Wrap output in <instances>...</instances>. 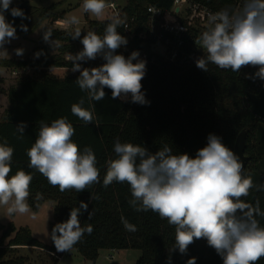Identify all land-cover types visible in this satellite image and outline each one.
Masks as SVG:
<instances>
[{
  "label": "trees",
  "instance_id": "trees-1",
  "mask_svg": "<svg viewBox=\"0 0 264 264\" xmlns=\"http://www.w3.org/2000/svg\"><path fill=\"white\" fill-rule=\"evenodd\" d=\"M193 1L217 11L224 8L234 10L236 6L235 0ZM173 3L174 0H124L122 20L130 22L132 31L139 34L146 29L149 6L168 11ZM10 7L21 8L28 17L22 20L13 18L10 12L5 13L9 22L14 21L17 35L27 37L44 22H48L49 25L43 31L51 29L53 41L58 42V53L52 56L48 54V48L42 46L34 49V52L42 53L39 58L0 60V67L28 71L21 75L16 87L6 90L0 86V93L7 96L9 103L1 115L0 144L6 143L14 149L10 175L19 169L33 175L28 198L30 208L38 212L47 201L54 204L51 232L55 224L69 218L71 209L79 207L80 201L87 203L88 210L82 211L79 219L82 226L91 224L93 231L91 234L86 233L72 249H76L92 264H96L102 250L130 249L141 251L136 264H169V257L170 264H187L192 257L196 258V264H223L222 258L208 246L206 239L195 240L189 245L186 254H180L178 249L170 253L169 249L175 240L174 226L154 212L135 211L128 203L131 199L129 185L113 182L105 188L103 178L107 170L106 161L115 158L113 145L117 138L122 143L143 145L152 153L167 144L174 154L187 153L194 157L198 149L206 146L210 133L221 137L222 142L233 152L239 137L244 135L245 153L250 158L244 175H251L259 169L260 162L264 164V149L258 150L257 147L264 142V120L250 110L248 84L234 72L221 70L211 63L205 72L196 65L191 67L182 61L170 62L158 55L147 66L146 75L141 81L142 91L150 104L131 103L130 96L127 101L112 99L111 90L107 88L104 99L89 102L87 94L76 83L80 73L71 71L73 64L66 58V54L83 49L77 46L81 44L80 39H72L69 34L71 31L53 27L56 21L64 18V15L53 12L58 5L37 10L27 2L13 0ZM108 22L110 19L91 21L90 31L102 35ZM22 23L28 26L27 32L20 29ZM127 46L132 51H139L142 47L150 52L151 48L150 42L138 40L137 36ZM117 52L125 57L130 55L125 46ZM104 62L98 56L81 65L91 68ZM58 69L66 70L61 75L56 73ZM82 97L85 99L84 107L91 110L96 118L94 123L85 124L71 113L72 104L78 103ZM60 117H67L74 126L75 135L72 139L81 150L90 146L97 157L100 183L82 192H61L58 186H51L38 171L28 168L26 150L35 142L40 121L50 124ZM21 122L27 124L23 138H20L16 129ZM258 173L260 176L257 178L251 175L254 184H264V171ZM38 195L42 198L37 199ZM91 196L98 198L91 199ZM248 198L242 199L252 205L259 200L260 208L264 211V191L253 188ZM89 212H92L90 219ZM121 216L136 225L137 231H126ZM257 219L264 226V217L258 216ZM0 233V264H27V258H10L11 252L18 248H39L54 255L67 252H57L51 239L49 244L41 243L29 227L17 228L13 223L7 226L0 223ZM256 264H264V257Z\"/></svg>",
  "mask_w": 264,
  "mask_h": 264
},
{
  "label": "clouds",
  "instance_id": "clouds-1",
  "mask_svg": "<svg viewBox=\"0 0 264 264\" xmlns=\"http://www.w3.org/2000/svg\"><path fill=\"white\" fill-rule=\"evenodd\" d=\"M13 0H0V51L18 39L14 21L9 22L5 13L22 20L28 17L19 7H10ZM108 7L106 0H82L83 12L102 20ZM72 29V39H80L83 49L68 55L72 72H79L76 83L87 94L89 102L105 98V88L111 90L112 99L128 100L139 105H148L142 91L141 81L146 75V60L140 59L139 51L127 57L117 50L128 44L118 28L124 21L117 15L107 23L102 35L87 31L81 38L80 19L73 15L62 22ZM209 27L198 38L203 55L196 60V67L207 72L211 63L223 70L239 72L243 67L257 68L246 78L264 81V0H240L239 7L221 9L208 15ZM20 29L28 31L21 24ZM45 43L58 46L52 39L51 29L43 31ZM17 56L24 49H15ZM41 52L35 53L39 58ZM102 57L105 61L98 67H82L80 62ZM135 61V62H134ZM82 97L71 106V113L85 124L95 121L91 110L84 107ZM98 126V125H96ZM27 124L17 125L23 138ZM75 128L67 117H60L50 124L40 121L38 135L26 154L28 168L35 169L48 183L65 192L77 193L100 183L97 157L90 146L82 150L73 141ZM114 159L106 161L107 170L103 187L113 182L128 184L131 199L129 205L137 212H154L174 226L175 240L169 252L178 249L186 254L195 240L206 239L222 258L223 264H256L264 257V226L257 217L264 211L257 200L255 205L246 203L250 190L264 191V184L256 185L251 175L243 174L244 164L216 134H209L206 146L197 150L194 157L187 153H173L165 144L155 153L145 146L131 142L122 143L117 138L113 145ZM14 149L0 144V206L6 216L27 215L31 212L28 198L33 175L19 169L10 175ZM39 195L37 199H41ZM98 198V197H92ZM88 210V204L79 202V207L70 211L69 218L54 225L49 234L57 252L71 251L83 236L91 234L93 226H82L80 215ZM92 212H89V219ZM35 220V213L30 217ZM121 223L128 232L137 231V226L121 216ZM169 257V264H170ZM187 264H196L192 257Z\"/></svg>",
  "mask_w": 264,
  "mask_h": 264
},
{
  "label": "rangeland",
  "instance_id": "rangeland-1",
  "mask_svg": "<svg viewBox=\"0 0 264 264\" xmlns=\"http://www.w3.org/2000/svg\"><path fill=\"white\" fill-rule=\"evenodd\" d=\"M16 2H27L33 8L47 9L53 5H58L53 12L54 14H62L64 18H60L53 24V27L58 30H68L72 31V29H66L63 27V24H58L57 22H63L70 16H77L80 19V24L78 27L82 29L81 36L85 35L87 31H90L91 21H104L107 20L108 14L105 12V16L102 20L97 19L89 13L83 12L81 8L82 0H15ZM117 2L119 4H124V0H106V3ZM60 4V5H59ZM49 23H43L35 32L29 34L27 37H22L21 35H17L18 39L12 40L11 43L6 44L4 48L7 52L0 51V60L2 59H25L35 57L34 49L36 47L46 46L48 48L49 55H55L58 53V46L54 44L52 47L50 44L45 43L42 38V31L44 27L48 26ZM56 42V41H54ZM78 47L82 44H78ZM22 48L24 49V54L22 56H17L15 54V49ZM80 51V48L75 53L66 54V58L68 59V55H75ZM64 70V69H62ZM13 71L10 68L0 67V79L5 78L8 80V77L16 76L17 79L21 77L23 72H20L17 75L13 74ZM65 71L56 70V73L63 75ZM10 87V86H9ZM8 87V88H9ZM6 102V99L0 98V105ZM263 128V127H262ZM258 150L264 149V142H261L257 145ZM259 169L252 172V176L257 178L260 176L258 171H264V164L260 162L258 164ZM248 200V197H245ZM245 200V201H246ZM35 213L36 219L32 220L31 214ZM54 220V212H53V203L47 201L42 208L38 212H34L31 209V212L27 215H16V216H6L5 208L0 206V223L7 226L10 223H13L17 228L20 227H29L32 230L33 236L39 240L41 243L49 244L50 243V223ZM1 237V233H0ZM10 258L15 257H24L28 259L27 264H92L90 261L86 260L76 249H71V251L66 252L62 259L56 262L57 258L52 254H49L47 251H42L39 248H18L15 249L10 254ZM113 256V257H112ZM141 257V251L136 249L130 250H102L100 252V256L96 262V264H136L137 261Z\"/></svg>",
  "mask_w": 264,
  "mask_h": 264
},
{
  "label": "built area",
  "instance_id": "built-area-1",
  "mask_svg": "<svg viewBox=\"0 0 264 264\" xmlns=\"http://www.w3.org/2000/svg\"><path fill=\"white\" fill-rule=\"evenodd\" d=\"M235 2L236 9L239 7L240 0H235ZM122 8L123 4L110 2L105 11L108 14V19L111 20L113 16L117 15L122 19ZM215 12L217 10L193 0H174L173 7L168 11H163L155 6L147 8L148 22L143 32L135 34L131 29L130 22L125 21L118 28V31L127 38L128 43L133 41L134 36H137L138 40L150 42V52L142 47L139 48L140 59L147 62L146 68L157 59L158 55L170 62L182 61L186 66L192 67L196 65V60L203 55V50L200 49L197 42L198 38L209 27L208 15ZM57 23L63 24L62 22ZM188 41L190 42L189 46ZM125 49L129 54L133 52L128 49L127 45ZM86 62L88 61L80 63L84 64ZM255 71H257V68L246 66L239 72H234L242 81L248 84V99L249 95L259 94L264 87V81L246 78L248 74H254ZM21 72L25 73L26 71ZM21 72L13 71V74L17 75ZM52 255L54 254L52 253ZM54 256L59 260L63 257V255Z\"/></svg>",
  "mask_w": 264,
  "mask_h": 264
},
{
  "label": "water",
  "instance_id": "water-1",
  "mask_svg": "<svg viewBox=\"0 0 264 264\" xmlns=\"http://www.w3.org/2000/svg\"><path fill=\"white\" fill-rule=\"evenodd\" d=\"M249 99L251 101L250 110L259 118L264 119V87L262 88L259 94L249 95ZM245 151H246V143L244 140V135L242 134L239 137L237 144L234 148V153L240 157L241 161L244 164L243 174L246 173L247 166L250 162V158L246 155Z\"/></svg>",
  "mask_w": 264,
  "mask_h": 264
},
{
  "label": "crops",
  "instance_id": "crops-1",
  "mask_svg": "<svg viewBox=\"0 0 264 264\" xmlns=\"http://www.w3.org/2000/svg\"><path fill=\"white\" fill-rule=\"evenodd\" d=\"M61 71H65L66 69L62 70V69H58ZM28 71H26L25 73H27ZM20 78V77H19ZM19 78L17 79L16 76L13 77H8V80H5V78L0 79V86L4 89H9L10 87H16L19 81ZM10 86V87H9ZM9 87V88H8ZM5 98L6 102H4L3 104L0 105V121H1V115L3 114V112L8 108V98L4 93H0V98ZM54 205V204H53ZM42 250V249H41ZM44 251V250H42ZM68 252V251H67ZM65 254V253H64ZM63 254V255H64Z\"/></svg>",
  "mask_w": 264,
  "mask_h": 264
}]
</instances>
